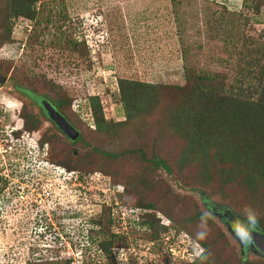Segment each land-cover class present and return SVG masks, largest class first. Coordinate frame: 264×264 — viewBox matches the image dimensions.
I'll return each instance as SVG.
<instances>
[{
  "label": "rangeland",
  "instance_id": "obj_1",
  "mask_svg": "<svg viewBox=\"0 0 264 264\" xmlns=\"http://www.w3.org/2000/svg\"><path fill=\"white\" fill-rule=\"evenodd\" d=\"M34 7H43L42 15L49 10L51 21L44 23L38 15L35 25L34 20L10 17V41L0 44V114L5 121L8 115L9 121L20 118L23 127L36 123L22 148L7 154L16 162H1L6 196L16 201L0 208V264H45L31 261L27 249L33 218L14 189L30 178L62 187L50 165L58 161L75 169L71 175H79L80 185L65 180V196L82 202L90 221L99 218L104 225L108 218L103 208L109 209L112 197L101 191V181L123 186L128 203L150 212L138 215V221L127 212L118 213L103 236L99 232L100 237L116 236L111 257L88 242L68 264H190L201 253L205 256L199 264H264V256L241 247L220 217L229 210L264 231V194L251 195L235 182L220 185L216 172L228 170V163L212 160L204 167L194 158L178 167L183 140L167 114L177 109L174 84L183 82L187 68L191 80L199 82L206 73L224 75L225 85L240 79L243 91L232 92L240 98L234 117H251L252 111L242 106L243 101L254 106L261 98L257 91L264 81V0H36ZM37 31L35 41L40 43L34 44ZM118 77L167 85L147 98L138 114L125 117ZM18 87L52 103L64 100L62 109L81 140L72 142L47 120H36L37 108L23 99ZM88 95L98 97L101 129L88 114V100L83 101ZM248 123L245 119L232 127L242 132ZM236 140L235 146L243 143ZM38 141L46 143L39 158ZM154 159H163L168 170L153 165ZM198 170H209L215 177L204 184ZM80 217L65 213L62 226ZM148 221L160 226L156 237ZM36 248L45 250L42 245ZM50 260L65 264L63 258Z\"/></svg>",
  "mask_w": 264,
  "mask_h": 264
},
{
  "label": "trees",
  "instance_id": "obj_2",
  "mask_svg": "<svg viewBox=\"0 0 264 264\" xmlns=\"http://www.w3.org/2000/svg\"><path fill=\"white\" fill-rule=\"evenodd\" d=\"M2 2L3 6L0 7V44L10 41L12 27L9 20L10 17H23L28 20H34L35 25L39 22L36 18L38 15L44 23L51 21V16H48L49 10H45L46 14L42 15L43 7L41 9H35L34 4L36 0H2ZM59 16L62 18L64 17L61 14ZM38 33V31L36 34L35 32L33 33L34 38L31 39V41H33L34 44L40 43L39 40L35 41ZM68 44L74 47V43L68 42ZM29 47H32V44L29 45ZM182 51L185 52L184 50ZM182 72L183 82L181 84H174L179 96V100L176 103L178 110L167 112L169 125L171 128L173 126L176 128L177 134L183 140V146L177 161L178 167L184 166L186 164L185 162L189 159L193 160L194 158H198L197 160L202 162L200 165L204 167L207 162L212 160L220 164L228 163L230 166L228 170L224 171L223 168H220V170L216 172L215 176L220 185H231L235 182V185L240 186L242 190L248 191L251 195L264 194V81L259 91L256 90L259 97L261 96V98H259L260 101L256 100L254 106H250L246 101H243L244 105L242 107H247V109L249 108V110L252 111L251 117L248 113L234 117V113L238 109L237 104H240V98H238L239 94L232 92L236 90L243 91L240 79L229 85H225L223 81L224 75L206 73L200 77L202 82H199L198 80H191L187 68ZM261 75H264V72H262ZM116 82L125 117H132L138 114L143 108V105L148 103L147 98L159 94L160 90L167 85L165 83L146 82L124 77H118ZM82 98H84V102L88 100L87 111L89 115H93L94 126L97 129H101L103 127V119L98 97L96 95H88ZM53 104L67 120L68 116L65 110L62 109L65 101L57 99L53 101ZM245 119L246 121L248 120L249 123L248 127L242 132H239L237 127H232L235 124L238 125ZM18 120L20 121V125L13 130L12 133L15 137L19 135L17 137L23 146L24 143H26L25 139L28 137L29 131L32 133L34 132L31 129L36 127V123L35 125L31 124L28 127H23L22 120L20 118ZM30 120L34 121V117H30ZM36 120L38 119L36 118ZM23 133L26 134L22 135ZM238 138V143H243L235 146L233 141L237 142L236 139ZM241 138H245L244 141ZM79 140H81V137L78 133L77 137L72 140V142ZM229 140L231 141L230 144L228 143ZM44 144L46 143L37 142L35 150L38 156L37 158L41 157V154L45 151ZM247 145L250 147H247ZM254 147L256 148L254 149ZM108 155L113 156V154ZM43 156L48 159L46 155ZM152 162L153 165L161 167L165 171L168 170V166L163 159H154ZM50 165L52 166L51 169L58 168L64 172H72L75 170L67 168L64 163H60L59 161L51 163ZM206 172L207 170L197 171L198 177L200 180H203L202 182H205L204 184L215 177L212 176V172L211 175H209V170L207 173ZM257 192H259V194H256ZM124 197L125 189L123 194L119 195V199L121 203L125 202L126 206L131 211L138 209L142 216L150 213L147 207L128 203ZM107 209L108 208L105 206L103 208V213H105ZM91 222L105 229L110 219L106 218L104 225L99 218ZM147 223L153 228L152 234L156 237L160 226L152 224L149 221ZM103 233L104 231L101 230L102 236ZM115 238L116 236L114 234L112 236V233L109 234V237L100 238V240L96 242V248L101 250L103 247L105 254L111 257L109 248ZM204 256V253L198 254L190 264H199V261H203ZM39 258L41 257H31V261L45 264L47 261L49 264H56L54 260L48 261L46 259L42 262ZM62 258L65 264H68L69 259L65 257ZM82 264H84V262Z\"/></svg>",
  "mask_w": 264,
  "mask_h": 264
},
{
  "label": "built area",
  "instance_id": "obj_3",
  "mask_svg": "<svg viewBox=\"0 0 264 264\" xmlns=\"http://www.w3.org/2000/svg\"><path fill=\"white\" fill-rule=\"evenodd\" d=\"M10 119L11 115H8L7 121H5L4 116L0 114V208L9 207L10 203L16 201V199L6 196L8 192L7 189H5L4 183L7 177H4L6 175L1 169V162L4 163L8 160H16V157L11 158L10 156L8 157L7 154L14 152L15 147H21L19 138L17 136L16 138L12 133L13 130L19 127L20 121L16 119L14 122H11L9 121ZM24 134L26 133L22 135ZM31 162L33 161L31 160ZM53 170L58 172L61 182L63 183L62 187L54 185V183L47 181V179L45 180L48 183H44L38 178L32 181L30 176H28L30 180L24 179V181L20 182L19 186L14 189L16 192L15 197L23 200L19 202L25 203L28 209L30 208L31 218H33L30 236H28L31 242L29 244V246L31 245V249H28L29 255L30 257H40L43 255L49 260L62 257L70 258L76 255V251L88 246V242L90 247L96 248V242L100 240V235L98 234L100 226L92 223L90 219H88L82 210V202H79L77 199H75V201L66 199L65 196V191L68 190L65 188V180L72 183L76 182V184L80 185L78 182L80 178L79 175L76 173L71 175V172L65 173L58 168H52L51 171ZM28 182L29 184H27ZM100 185L101 191L108 192L112 197V202L107 205L109 206V218L111 222L118 213L122 214L126 212L127 215H130L131 219H134L133 221H138V209L131 211L126 205H118L116 199L117 193L122 191L121 185L105 183L104 181H101ZM96 190H99V188H96ZM19 202L18 204L21 205ZM120 204L122 203L120 202ZM114 207H116L115 210H113ZM65 213L67 216H74V213H76L81 217L78 218V220L75 219L76 221L74 220L73 223L70 222L63 227L62 223L64 221L61 220H64ZM68 220L72 219L69 217ZM35 238L38 239L36 240L37 242L34 241ZM38 241H44V243L37 244ZM35 245H42L45 248L44 252H41L39 248L35 249ZM112 248L113 247H111V249Z\"/></svg>",
  "mask_w": 264,
  "mask_h": 264
},
{
  "label": "flooded vegetation",
  "instance_id": "obj_4",
  "mask_svg": "<svg viewBox=\"0 0 264 264\" xmlns=\"http://www.w3.org/2000/svg\"><path fill=\"white\" fill-rule=\"evenodd\" d=\"M19 90H17L19 92V94L23 97V99L26 101V102H32L34 104V106L37 108V111H36V118L37 119H45L47 120V122L49 123V126L55 128L58 132L59 129L57 128L56 125H54V123L52 121H50L46 114H45V111L43 110V108L41 107V105L39 104V101L40 100H45L47 102H49V104L57 111L59 112L61 115L62 113L60 112V110L51 102L49 101L48 99H44V98H39L38 96L36 97H33L29 91L21 88V87H18ZM61 133V132H60ZM213 211V209H211ZM211 211V212H212ZM109 209L106 210L105 213L108 214V218H109ZM215 213V211H213ZM223 214L220 215L221 219L224 221V223H226V225L228 226L229 228V231L231 233V235L235 236L236 239L238 240V242L241 244V247H248V245H246V239L245 237H242L239 232H238V229H243L245 232L249 231V229L251 227H256L253 223H247L246 221H243L241 222L240 219H238L237 217H235L234 215L230 214L229 210H224L222 212ZM110 219V218H109ZM258 229V227H256ZM103 229L102 226H100V232L101 230ZM104 231V229H103Z\"/></svg>",
  "mask_w": 264,
  "mask_h": 264
},
{
  "label": "water",
  "instance_id": "obj_5",
  "mask_svg": "<svg viewBox=\"0 0 264 264\" xmlns=\"http://www.w3.org/2000/svg\"><path fill=\"white\" fill-rule=\"evenodd\" d=\"M39 104L45 111L47 118L57 126L61 134L71 141L77 137L78 131L65 119L63 115L57 112L49 104V102L42 99L39 101ZM246 233V245H248V247H250L254 252L264 256V231H260L256 227H251Z\"/></svg>",
  "mask_w": 264,
  "mask_h": 264
},
{
  "label": "clouds",
  "instance_id": "obj_6",
  "mask_svg": "<svg viewBox=\"0 0 264 264\" xmlns=\"http://www.w3.org/2000/svg\"><path fill=\"white\" fill-rule=\"evenodd\" d=\"M14 120H16V119H14ZM13 120V121H14ZM123 192H124V188H123V186H122V191L121 192H118L117 193V197H119V195H121V194H123ZM109 213V212H108ZM137 214L138 215H140V213H139V211H137ZM161 225L162 226H168V224L167 223H163V222H161ZM99 232H100V229H98V234H99ZM238 232H239V234L242 236V237H246L247 236V233L241 228V229H238ZM100 235V234H99ZM100 238H103V237H100ZM198 255V254H197ZM197 255H195V256H197Z\"/></svg>",
  "mask_w": 264,
  "mask_h": 264
}]
</instances>
